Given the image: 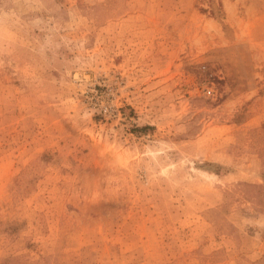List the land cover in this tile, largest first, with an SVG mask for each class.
Segmentation results:
<instances>
[{"label": "rangeland", "instance_id": "374dc122", "mask_svg": "<svg viewBox=\"0 0 264 264\" xmlns=\"http://www.w3.org/2000/svg\"><path fill=\"white\" fill-rule=\"evenodd\" d=\"M0 264H264V0H0Z\"/></svg>", "mask_w": 264, "mask_h": 264}, {"label": "built area", "instance_id": "2783aa9c", "mask_svg": "<svg viewBox=\"0 0 264 264\" xmlns=\"http://www.w3.org/2000/svg\"><path fill=\"white\" fill-rule=\"evenodd\" d=\"M206 94H207V95H211V94H212V90H211V89H207V90H206Z\"/></svg>", "mask_w": 264, "mask_h": 264}]
</instances>
